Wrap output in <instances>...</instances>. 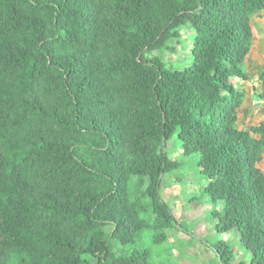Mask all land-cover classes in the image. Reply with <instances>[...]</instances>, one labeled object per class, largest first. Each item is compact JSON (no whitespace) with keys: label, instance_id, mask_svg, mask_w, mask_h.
Listing matches in <instances>:
<instances>
[{"label":"trees","instance_id":"16d2710c","mask_svg":"<svg viewBox=\"0 0 264 264\" xmlns=\"http://www.w3.org/2000/svg\"><path fill=\"white\" fill-rule=\"evenodd\" d=\"M264 0H0V264H169L176 135L216 233L264 264V116L238 127ZM189 22L192 62L151 52ZM256 96L264 102V62ZM221 205L219 209L218 206ZM233 262L225 238L211 243Z\"/></svg>","mask_w":264,"mask_h":264},{"label":"rangeland","instance_id":"374dc122","mask_svg":"<svg viewBox=\"0 0 264 264\" xmlns=\"http://www.w3.org/2000/svg\"><path fill=\"white\" fill-rule=\"evenodd\" d=\"M256 19L252 25L258 29V34L254 35L253 50L251 53L249 51L243 64L248 79L232 80L244 93L243 104L238 110L240 126L257 123L264 113V103L259 101L257 90L254 89L257 86L254 80L264 62V20ZM177 30L179 36L170 38L164 47L153 50L151 54L159 56L169 68L183 69L192 62L194 31L189 22L179 25ZM165 150L168 158L177 161L179 166L162 176L159 195L171 208L176 225L166 231L167 240L155 252V259L161 262L168 260L169 264H219V258L211 243L218 238H225L232 249L233 262L243 261L249 264L250 253L238 242L237 231L233 230L230 234L221 236L214 229L207 197L201 194L205 179L197 167L199 155L184 156L181 142L176 135L166 142ZM259 164L264 169V149ZM218 208L220 209L221 205Z\"/></svg>","mask_w":264,"mask_h":264},{"label":"crops","instance_id":"0c3cea01","mask_svg":"<svg viewBox=\"0 0 264 264\" xmlns=\"http://www.w3.org/2000/svg\"><path fill=\"white\" fill-rule=\"evenodd\" d=\"M256 18H261V20L263 19L264 20V12L262 11V10H257V11H255L253 14H252V16H251V18H250V20H251V23H255V19ZM257 20V19H256ZM252 32H253V38H252V40L254 39V35H256V34H258V29L256 30V28H254V26L252 25ZM255 46V45H254ZM251 50H253L252 49V44H251V49H250V53H251ZM255 52H257V51H255ZM249 54V53H248ZM246 59H247V57H246ZM254 83H255V85H257L256 86V88H254V89H256L257 91H258V89H259V82H258V77H256L255 78V80H254ZM259 101H261V100H259ZM262 103H264L263 101H261ZM263 108H264V106H263ZM263 115H264V113H263ZM263 115H262V117H263ZM237 117H238V114H237ZM262 117L260 118V120L262 119ZM259 120V121H260ZM258 121V122H259ZM237 124H238V119H237ZM251 125V124H250ZM238 127L239 128H241V127H246V125H238ZM260 161L257 163V166L260 168V170L262 171V172H264V169L260 166Z\"/></svg>","mask_w":264,"mask_h":264}]
</instances>
